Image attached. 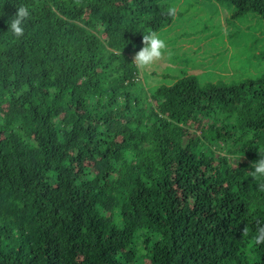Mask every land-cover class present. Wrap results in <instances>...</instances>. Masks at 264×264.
Wrapping results in <instances>:
<instances>
[{"label":"trees","instance_id":"trees-1","mask_svg":"<svg viewBox=\"0 0 264 264\" xmlns=\"http://www.w3.org/2000/svg\"><path fill=\"white\" fill-rule=\"evenodd\" d=\"M178 1L0 0V264H264V68L214 82L132 63ZM221 1L264 22V0ZM174 38L167 54L197 62L201 43Z\"/></svg>","mask_w":264,"mask_h":264},{"label":"rangeland","instance_id":"rangeland-1","mask_svg":"<svg viewBox=\"0 0 264 264\" xmlns=\"http://www.w3.org/2000/svg\"><path fill=\"white\" fill-rule=\"evenodd\" d=\"M188 1H178L180 5L177 9L185 7V13L167 27V34L162 35H168L164 38L167 44L175 40V35L178 38L184 36L185 38H180L179 45L182 50L188 49L190 53L195 52V45L199 46L201 43L200 52L196 53L197 62L187 55L166 53L157 65L153 66L156 73L181 74L182 71L164 69L162 61L169 58L170 62L177 63L183 70L191 71L201 81L232 82L245 77H257L264 68V58H261L262 46L255 42V34L264 35V22L261 17L250 12L233 21L229 12H232V8L234 10V6L227 1ZM202 52H205L204 56Z\"/></svg>","mask_w":264,"mask_h":264},{"label":"clouds","instance_id":"clouds-1","mask_svg":"<svg viewBox=\"0 0 264 264\" xmlns=\"http://www.w3.org/2000/svg\"><path fill=\"white\" fill-rule=\"evenodd\" d=\"M164 14L174 19L177 15V7L168 6ZM30 17L31 11L29 6L21 5L18 7V11L9 21V31L14 38L20 39L24 36L25 22L30 19ZM142 43L143 47L135 53L132 58V63L138 71H147L165 56L168 45L157 31H150L144 34ZM259 155L260 158L251 165L254 169L251 171V177L257 181L264 177V151L259 150ZM258 189L264 191V183H258ZM243 234L247 235V228L244 229ZM254 240L256 244H264V226L257 229V235Z\"/></svg>","mask_w":264,"mask_h":264}]
</instances>
